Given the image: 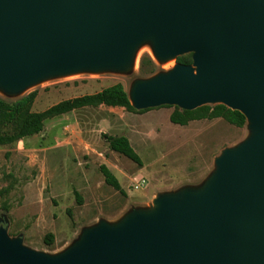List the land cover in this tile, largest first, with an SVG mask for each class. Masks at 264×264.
I'll list each match as a JSON object with an SVG mask.
<instances>
[{"label": "water", "instance_id": "water-1", "mask_svg": "<svg viewBox=\"0 0 264 264\" xmlns=\"http://www.w3.org/2000/svg\"><path fill=\"white\" fill-rule=\"evenodd\" d=\"M144 43L159 61L190 53L192 63L135 81L134 109L221 104L249 136L215 158L201 187L100 219L57 255L0 225V264H264V0H0V90L126 71Z\"/></svg>", "mask_w": 264, "mask_h": 264}, {"label": "rangeland", "instance_id": "rangeland-1", "mask_svg": "<svg viewBox=\"0 0 264 264\" xmlns=\"http://www.w3.org/2000/svg\"><path fill=\"white\" fill-rule=\"evenodd\" d=\"M142 58L146 61L141 67ZM191 63L190 53L159 61L151 45L144 43L126 71L53 77L13 96L0 90V98L10 101L35 92L30 111L40 113L116 83L129 97L135 81ZM174 111L182 110L167 105L144 110L85 106L45 119L38 134L0 143V225L26 247L57 255L100 219L117 222L131 210L150 208L159 193L201 187L215 169V158L250 134L247 122L236 127L222 118L174 124ZM12 132V126L0 125V134ZM104 134L126 136L143 166L111 151ZM101 165L114 174L123 194L105 183ZM134 178H145L147 185L134 190ZM48 233L52 243L44 240Z\"/></svg>", "mask_w": 264, "mask_h": 264}, {"label": "trees", "instance_id": "trees-1", "mask_svg": "<svg viewBox=\"0 0 264 264\" xmlns=\"http://www.w3.org/2000/svg\"><path fill=\"white\" fill-rule=\"evenodd\" d=\"M145 61L146 60L142 58L141 67L144 65ZM147 62L152 65L150 58H148ZM35 97L36 93L31 92L10 101L0 98V125L2 124L4 127L10 125L13 129L11 134H0L1 144L11 143L23 137L38 134L43 130V121L45 119L65 114L77 108L107 105L132 109L127 93L120 83L103 88L95 94L83 95L81 97L61 101L40 113L30 111ZM214 118H222L236 127H242L246 122L245 117L239 111L230 110L221 104L205 105L192 111H174L170 115V121L181 126L186 125L191 120ZM103 137L108 143V147L111 151L128 158L138 166H143L141 157L134 150L126 136L104 134ZM99 170L107 185L121 194L124 193L118 180L107 166L101 165ZM44 240L47 243H52L53 235L51 233L46 234Z\"/></svg>", "mask_w": 264, "mask_h": 264}, {"label": "built area", "instance_id": "built-area-1", "mask_svg": "<svg viewBox=\"0 0 264 264\" xmlns=\"http://www.w3.org/2000/svg\"><path fill=\"white\" fill-rule=\"evenodd\" d=\"M147 185L145 178H134L132 187L134 190H139Z\"/></svg>", "mask_w": 264, "mask_h": 264}]
</instances>
